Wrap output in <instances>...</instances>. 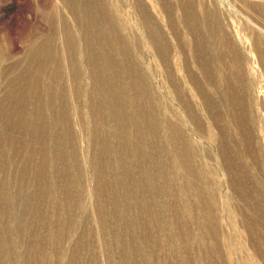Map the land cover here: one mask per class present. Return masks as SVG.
Returning a JSON list of instances; mask_svg holds the SVG:
<instances>
[{"label":"rangeland","instance_id":"obj_1","mask_svg":"<svg viewBox=\"0 0 264 264\" xmlns=\"http://www.w3.org/2000/svg\"><path fill=\"white\" fill-rule=\"evenodd\" d=\"M259 48L264 0H0V264H264Z\"/></svg>","mask_w":264,"mask_h":264},{"label":"bare ground","instance_id":"obj_2","mask_svg":"<svg viewBox=\"0 0 264 264\" xmlns=\"http://www.w3.org/2000/svg\"><path fill=\"white\" fill-rule=\"evenodd\" d=\"M185 1V0H184ZM67 3H69V2H67ZM192 3H194V2H192ZM187 5H185V7H186ZM202 8L204 9H202L203 11H205V13L206 12H208L207 10V8H206V5H203V3H202ZM190 8L189 7H187L186 8V13H188V12H190V10H189ZM70 10L71 11H74V8L73 7H70ZM80 10H77V12H76V18L77 19H79L80 18ZM185 13V12H184ZM202 15H204V13L202 14ZM205 15H207V14H205ZM214 16V15H213ZM205 17V16H204ZM209 17V16H208ZM207 17V18H208ZM216 17V16H215ZM214 17V18H215ZM198 19V18H197ZM206 19V18H205ZM208 20L210 21V19L208 18ZM206 21V20H205ZM214 22H212V24H213ZM210 24V23H209ZM208 24V22H207V25H209ZM214 25L216 26V24L214 23ZM214 25H212L213 27H214ZM200 26H201V24H200ZM220 25H218V27H219ZM78 27H80V26H78ZM206 27V26H205ZM217 27V26H216ZM215 27V28H216ZM217 27V29H219ZM209 29H211L210 28V25H209V27H208ZM214 28V29H215ZM220 30H221V28H220ZM211 32H212V30H211ZM57 34V33H56ZM212 34V33H211ZM65 38H68L67 36H65ZM215 40V39H214ZM222 40H225V39H222ZM220 41V40H219ZM225 41H227V40H225ZM218 42V41H217ZM39 42L37 41V40H35L34 42H33V44L31 45V47H30V49H29V52H28V55H26V56H28L27 57V59L26 60H28L27 62H29V65L30 66H35V65H37L38 64V60H39V55H42V54H44L45 55V49L47 48V46H48V43H44V44H38ZM231 46V45H230ZM197 49V48H196ZM228 50V49H227ZM259 55H260V59H261V61H262V65H263V67H264V51L262 50V49H260L259 48ZM211 52V51H210ZM29 53H30V56H29ZM86 53H87V51H86ZM213 54V53H212ZM211 54V55H212ZM231 54V53H230ZM232 54H233V52H232ZM214 55V54H213ZM227 55V54H226ZM199 57V56H198ZM219 58V57H218ZM221 59H222V57H221ZM231 59V58H230ZM25 60V61H26ZM197 61V60H196ZM198 61H199V59H198ZM208 61V60H207ZM214 61V60H213ZM213 61H211L210 63L211 64H213ZM235 62V61H234ZM22 63H24V61L22 62ZM202 63V62H201ZM217 63V62H216ZM224 63V62H223ZM35 64V65H34ZM225 64V63H224ZM234 64V63H233ZM22 65V64H21ZM206 65V64H205ZM215 65V64H214ZM220 65H222V64H220ZM28 66V65H27ZM224 66V65H223ZM200 67V66H199ZM209 68V67H208ZM212 68V67H211ZM29 70H31V69H29ZM205 70V69H204ZM207 70V69H206ZM29 72V71H28ZM6 74H7V72H5ZM220 73V72H219ZM208 74V73H207ZM222 75V74H221ZM220 75V76H221ZM18 76V75H17ZM207 76H209V75H207ZM223 76V75H222ZM224 77H226V76H224ZM210 78V77H209ZM207 79V78H206ZM221 80V79H220Z\"/></svg>","mask_w":264,"mask_h":264}]
</instances>
